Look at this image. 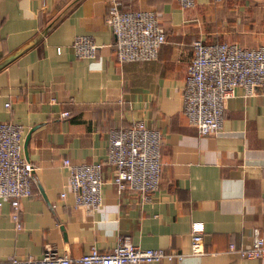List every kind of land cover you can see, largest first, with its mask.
<instances>
[{"label": "crops", "instance_id": "obj_1", "mask_svg": "<svg viewBox=\"0 0 264 264\" xmlns=\"http://www.w3.org/2000/svg\"><path fill=\"white\" fill-rule=\"evenodd\" d=\"M107 2L0 0V62L17 54L0 68V121L21 125V153L34 168L18 229L1 201L0 264L37 258L46 246L70 258L90 246L107 252L124 236L184 255L148 264H264L236 252L254 229L264 240V89L235 88L219 130L204 136L187 124L180 97L193 40L264 45V0H193L187 10L174 0H118L123 10H152L165 33L155 60L128 63L115 59ZM79 34L98 45L94 58L73 56ZM135 121L161 136L157 189L145 199L117 193L103 164L100 205L74 206L62 161L103 163L107 131ZM191 222L203 226L200 255H189Z\"/></svg>", "mask_w": 264, "mask_h": 264}, {"label": "built area", "instance_id": "obj_2", "mask_svg": "<svg viewBox=\"0 0 264 264\" xmlns=\"http://www.w3.org/2000/svg\"><path fill=\"white\" fill-rule=\"evenodd\" d=\"M182 10L193 7V0H174ZM104 21L113 36L115 59L118 63L149 62L155 60L157 50L165 42V33L155 13L149 9L119 8L118 0H108ZM76 59L88 60L96 55L98 45L90 35H75L70 43ZM191 58L185 66L181 86V112L188 125L199 136L219 130L224 102L241 88L244 96L264 89V45L255 48L240 47L235 43L191 42ZM59 53V48L55 49ZM7 106V103L5 104ZM66 116L67 112H62ZM20 124L0 121V205L8 200L10 219L18 229L19 200L31 193L33 166L21 153ZM160 133L147 128L141 121L128 127L111 128L106 134L103 163L69 164L66 187L73 205L94 209L101 203V170L112 169V183L117 193L128 189L143 199L158 186ZM60 197L64 193L59 194ZM201 222L189 226V255L202 254ZM230 249H233L230 246ZM242 259L264 257V240L254 229L248 248L236 250ZM183 254L172 250L139 248L127 236L121 237L107 252L94 246L77 258L59 253L46 246L37 258L8 257V264H148L164 261L180 262Z\"/></svg>", "mask_w": 264, "mask_h": 264}, {"label": "water", "instance_id": "obj_3", "mask_svg": "<svg viewBox=\"0 0 264 264\" xmlns=\"http://www.w3.org/2000/svg\"><path fill=\"white\" fill-rule=\"evenodd\" d=\"M17 54H12L5 58L3 61L0 62V68L3 67L5 64H7L9 61H11ZM25 154V153H24Z\"/></svg>", "mask_w": 264, "mask_h": 264}, {"label": "trees", "instance_id": "obj_4", "mask_svg": "<svg viewBox=\"0 0 264 264\" xmlns=\"http://www.w3.org/2000/svg\"><path fill=\"white\" fill-rule=\"evenodd\" d=\"M121 10H123L122 8H120Z\"/></svg>", "mask_w": 264, "mask_h": 264}]
</instances>
